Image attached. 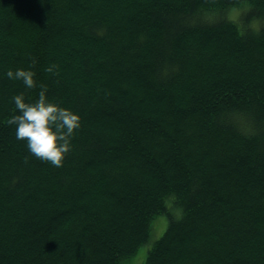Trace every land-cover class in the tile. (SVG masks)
Returning <instances> with one entry per match:
<instances>
[{
    "label": "trees",
    "instance_id": "16d2710c",
    "mask_svg": "<svg viewBox=\"0 0 264 264\" xmlns=\"http://www.w3.org/2000/svg\"><path fill=\"white\" fill-rule=\"evenodd\" d=\"M42 87L60 167L7 123ZM159 215L143 264H264V0H0V264H121Z\"/></svg>",
    "mask_w": 264,
    "mask_h": 264
},
{
    "label": "clouds",
    "instance_id": "9594fccd",
    "mask_svg": "<svg viewBox=\"0 0 264 264\" xmlns=\"http://www.w3.org/2000/svg\"><path fill=\"white\" fill-rule=\"evenodd\" d=\"M47 70L52 71V67ZM5 75L10 80L22 81L28 89L37 83L31 69L8 68ZM12 101L15 111L7 123L16 126L17 140L25 141L29 152L38 159L62 166L72 148L75 132L81 126L80 115L51 101L43 87L34 101L29 102L23 92L14 94Z\"/></svg>",
    "mask_w": 264,
    "mask_h": 264
},
{
    "label": "rangeland",
    "instance_id": "374dc122",
    "mask_svg": "<svg viewBox=\"0 0 264 264\" xmlns=\"http://www.w3.org/2000/svg\"><path fill=\"white\" fill-rule=\"evenodd\" d=\"M248 9H249V5L241 6L239 8H232L226 13V17L228 20H231L237 24H241L242 19L245 17ZM251 23L252 24L256 23L260 27L262 21L252 20ZM167 224H168V217L166 215L156 216L151 222V232H150L148 242L140 246L138 251L133 257L125 261H122L121 264H143L148 250L150 249L152 244L156 240H158L162 236V234L165 232Z\"/></svg>",
    "mask_w": 264,
    "mask_h": 264
}]
</instances>
